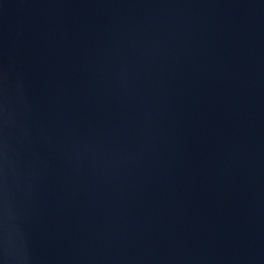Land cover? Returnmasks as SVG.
Masks as SVG:
<instances>
[{"label": "water", "instance_id": "water-1", "mask_svg": "<svg viewBox=\"0 0 264 264\" xmlns=\"http://www.w3.org/2000/svg\"><path fill=\"white\" fill-rule=\"evenodd\" d=\"M0 264H264V0H0Z\"/></svg>", "mask_w": 264, "mask_h": 264}]
</instances>
